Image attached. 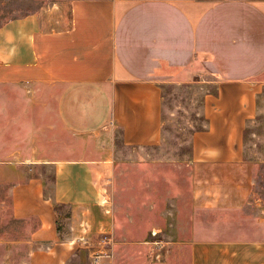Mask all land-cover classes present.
<instances>
[{
	"label": "crops",
	"instance_id": "1",
	"mask_svg": "<svg viewBox=\"0 0 264 264\" xmlns=\"http://www.w3.org/2000/svg\"><path fill=\"white\" fill-rule=\"evenodd\" d=\"M194 73L217 89L192 134L189 205L161 211V220L176 219L177 237L160 262L264 264V198L244 143L264 86V0H49L0 27V84L38 90L44 105L34 118L56 146L32 162L53 163L50 192L25 162L17 170L0 162L13 216L34 221L27 264L69 263L89 222L108 216L103 198L125 164L117 165V132L127 146L159 145L163 83ZM177 187L172 200L185 197Z\"/></svg>",
	"mask_w": 264,
	"mask_h": 264
},
{
	"label": "rangeland",
	"instance_id": "2",
	"mask_svg": "<svg viewBox=\"0 0 264 264\" xmlns=\"http://www.w3.org/2000/svg\"><path fill=\"white\" fill-rule=\"evenodd\" d=\"M48 3L49 0H0V27L14 17L45 11ZM163 89L162 142L157 146L135 148L125 145L117 132V165L122 161L125 164L117 166L108 196L103 198L108 216L101 217L103 222L99 219L88 221V229L84 231L87 237L81 240L68 264H188L183 259L176 261V258V263L160 262L168 258L165 251L170 255L171 247L166 242L177 237L172 224L176 219L169 215L168 220H161V211L170 208L176 211L178 201L183 210L189 205V189L195 172L190 161L192 134L206 125L204 102L207 94L216 91L217 83L194 73L190 79L181 82L166 81ZM37 91L28 84H0V162L9 164L14 170L25 162L30 173L44 176L50 192L55 173L53 163H32L39 150L54 154L56 149L55 143L44 137L42 121L34 118L43 112L44 105L43 96ZM244 143L247 157L255 162V190L264 198V86L259 95L258 113L245 129ZM55 153L63 155L67 151L57 149ZM140 158L151 162L146 168L139 169L134 162ZM173 184L178 185L180 193H186L185 197L172 200L169 192ZM8 187L9 183L0 180V264H27L34 221L13 216ZM68 208L64 205L59 209L66 212ZM109 222L115 225L114 230L108 231L107 226L101 229L102 223ZM130 224H133V231L126 229ZM145 236H148L147 243L121 241L124 238L125 241H137Z\"/></svg>",
	"mask_w": 264,
	"mask_h": 264
},
{
	"label": "built area",
	"instance_id": "3",
	"mask_svg": "<svg viewBox=\"0 0 264 264\" xmlns=\"http://www.w3.org/2000/svg\"><path fill=\"white\" fill-rule=\"evenodd\" d=\"M154 233H155V234L158 233V230H154Z\"/></svg>",
	"mask_w": 264,
	"mask_h": 264
}]
</instances>
